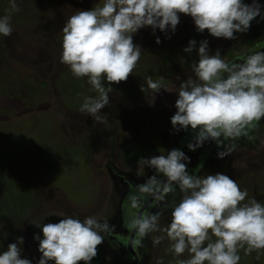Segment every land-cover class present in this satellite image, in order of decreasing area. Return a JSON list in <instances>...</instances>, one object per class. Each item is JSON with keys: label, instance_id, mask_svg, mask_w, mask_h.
<instances>
[{"label": "rangeland", "instance_id": "rangeland-1", "mask_svg": "<svg viewBox=\"0 0 264 264\" xmlns=\"http://www.w3.org/2000/svg\"><path fill=\"white\" fill-rule=\"evenodd\" d=\"M17 2L20 11L10 12L9 0H0V17L10 15L13 28L9 37L0 34V205L4 201L12 207L8 210L11 216L24 219L3 215L0 206V252L22 236V258L37 264L41 256L39 242L31 239L34 234L41 238L43 234L34 223L59 222L63 217L49 215L53 212L81 220L85 216L103 218L105 209L115 205L110 202L112 193L117 195L118 187L125 188L132 181L130 178L137 180L138 170L149 169L144 167L143 159L165 152L166 145L173 149L179 140L181 130L177 132L170 126L173 113L168 109L175 104L178 93L174 91L179 85L190 76L195 78L191 62L198 59L199 42L207 39L210 54L219 49L224 59L234 40L215 38L208 30L197 32L193 19L185 14H179L180 23L175 33L169 32L170 38L159 29L154 35L150 26L140 29L133 34V42L143 49L141 57L127 81L112 84L110 104L98 113L103 118L99 122L79 110L84 97L95 96L96 92L87 77L75 78L70 68L60 62V52L65 19L76 11L102 4L103 0ZM257 2L263 14L264 0ZM243 34L237 33V38L245 37ZM157 36L161 39L159 44ZM190 39L197 41V49L186 53L183 49ZM149 78L162 80L170 90L161 89L155 94L152 105L159 104V108L149 103L153 95L146 84ZM175 133L178 134L173 139ZM152 144L163 150L145 151L141 162L124 164L126 150H148ZM231 149L224 157L231 162L242 153L256 156L259 152L253 153L243 142ZM250 161L244 162L243 168L232 169L228 162L214 157L199 175L224 173L241 190H247L249 198L255 197L264 204V152ZM220 165L222 169L216 168ZM52 197L53 203L47 201ZM30 201L32 210L27 211ZM18 202L22 207H18ZM170 220L171 209L162 213L159 231L149 233L142 241L138 239L136 249L142 255V264H177L178 259L189 258L187 250L180 257L168 251L171 241L164 229ZM117 224L116 219L112 220V232L120 233ZM32 227L30 233L28 229L31 231ZM104 235L113 243V235ZM154 236L163 237L155 246L151 239ZM246 247L245 244L238 248V264H264V249L246 254ZM103 249L106 255L101 263L112 264L114 248L108 245Z\"/></svg>", "mask_w": 264, "mask_h": 264}, {"label": "clouds", "instance_id": "clouds-1", "mask_svg": "<svg viewBox=\"0 0 264 264\" xmlns=\"http://www.w3.org/2000/svg\"><path fill=\"white\" fill-rule=\"evenodd\" d=\"M9 3L10 12L20 11L17 0ZM179 14L190 15L197 32L208 30L215 38L230 40L247 32L256 17L264 19L257 0H103L95 7L76 11L61 29L60 62L75 78L87 77L96 92L84 97L79 110L103 122L98 113L110 104L112 84L127 81L141 57L143 49L133 42V34L150 26L154 35L159 29L170 38L169 32L175 33L180 23ZM10 21V15L0 17L4 37L13 33ZM156 43H161L159 36ZM194 49L197 41L190 39L183 51L192 53ZM197 54L198 59L191 62L195 78L188 77L174 91L178 96L171 124L177 132L192 130V141L187 144L190 151L212 140L223 149L218 158H224L232 150L225 142L247 135V130L264 118V51L251 48L242 63L230 62L221 58L219 49L210 54L209 42L204 39ZM146 84L153 93L150 104L161 89L170 91L162 80L149 78ZM140 87L144 91V84ZM189 160L179 148L144 158V167L154 173L137 184L136 194L128 197L131 208L136 209L143 207L147 197L160 205L171 194V200L163 204L171 209L170 223L164 229L171 241L168 251L176 257L186 250L189 253V258L178 259L177 264H238V248L246 244V254L264 249V204L249 198L247 190H241L224 173H189L184 162ZM143 175L145 171L136 172L137 177ZM49 215L63 218L55 223H34L43 234L42 238L34 234L41 253L37 264H90L98 255L97 246L104 242V234L114 228L107 218ZM161 216L162 211L142 212L125 226L142 241L160 230ZM151 239L155 246L163 237ZM23 243L22 236L9 243L7 250L0 252V264H33L31 259L22 258Z\"/></svg>", "mask_w": 264, "mask_h": 264}, {"label": "flooded vegetation", "instance_id": "flooded-vegetation-1", "mask_svg": "<svg viewBox=\"0 0 264 264\" xmlns=\"http://www.w3.org/2000/svg\"><path fill=\"white\" fill-rule=\"evenodd\" d=\"M264 14V13H263ZM257 18V22L254 28H251L245 32L243 34V36L245 35V37L243 38H237L233 41V45L230 46V49H228V54L225 55L224 59L226 61H230V62H241L242 63V58L244 55H246L248 53V50L251 48H255L256 50H261L264 51V26L263 21L264 19H261L260 16L256 17ZM252 26V24H251ZM253 27V26H252ZM152 105V104H151ZM175 105V104H174ZM173 105V108H169L168 110H171V112L174 114L176 111L175 106ZM152 107H158L159 108V104H154L152 105ZM151 107V108H152ZM157 109V108H156ZM166 113V110L165 112ZM171 113V114H172ZM171 123V120H170ZM172 124H170L171 126ZM170 130V128L168 127V131ZM171 132V130L169 131ZM173 134V132L171 133V135ZM178 133H175L174 138L176 137ZM170 135V134H169ZM168 135V136H169ZM192 130L189 128L187 131L185 130H181V133L179 134V140L174 144L173 148H179L181 149L189 158V161H184L187 165H188V171L189 173L192 174H198L200 173V171L203 169V167L210 162L212 159H214V157L216 158V160H220L221 162H225V163H229V167H232V169L236 168L237 166H240L241 168H243V165H245L244 162L250 163V158H259L260 157V153L264 152V118L261 119V121H259L258 126L254 127V128H249L247 130V135H242L241 137H239L238 139H236L235 141H226L225 143L228 145V147L232 148V145H241V143H245L247 148L253 150V153H257V151H259L257 153L256 156L250 155L252 157H250L248 154H244L241 155L240 157H236L234 159V161H228L226 160V158L224 159H220L217 156L218 151L223 150L222 147H218L216 145V143L212 140H208L205 141L204 144L197 148L195 151H190L187 147V144L192 141ZM241 141V143H240ZM167 146V145H166ZM164 147L166 148L165 153L169 150V147ZM159 150H163L162 147H159L158 150L155 151H159ZM262 150V151H261ZM152 151V152H155ZM162 152V151H161ZM226 157V156H225ZM139 162V161H137ZM137 162H133V163H127V161L124 158V164L125 165H135ZM141 162V161H140ZM231 164V165H230ZM216 165V164H215ZM225 164H223L224 166ZM216 168H223L221 165L219 167ZM154 173L153 169H147L145 170V175L136 178L137 180H134L135 178H130L132 179V181L124 188L121 187L116 190L118 192L117 195H115V193L113 192L111 195V201L114 205V207H111L109 210H107L108 208L105 209V216L103 215V218H107L109 220V224H112V220L116 219V221H118V229H120V233L118 232H112L111 234L110 232L107 233L108 237L110 235H113V243H111L110 241H108L107 236L105 235L104 238V247L106 248L108 245H112V247L114 248V253L112 255V264H142V255H140V253H138L136 247H137V243H138V239L139 236L138 234L135 235L134 238V243H133V249L129 248V238L131 236L132 230H129L125 225L127 222L130 221L131 217L138 215L139 212L141 211V213H147V212H156V211H162V213L166 210H169L170 208H164L163 204L167 201V200H171L172 196L171 194H169L168 197H166V201L165 202H161L160 205H158L155 201L152 200L151 197H147L146 201L143 205V207L141 208H136L133 209L130 206V202L128 200L129 195L131 194H136V185L139 183H143L149 176H151ZM111 176H113L111 174ZM121 183V182H120ZM54 199L52 197V200L47 199V201H51L52 203L54 202ZM179 199V189H177V201ZM99 213H103V212H99ZM123 230H125L123 232ZM137 254H135V252ZM104 254L106 255V252H104Z\"/></svg>", "mask_w": 264, "mask_h": 264}, {"label": "trees", "instance_id": "trees-1", "mask_svg": "<svg viewBox=\"0 0 264 264\" xmlns=\"http://www.w3.org/2000/svg\"><path fill=\"white\" fill-rule=\"evenodd\" d=\"M256 22H257V18H255L253 21H251V24H252V26H251V28H254L255 27V25H256ZM158 146L157 145H154V144H152L149 148H148V150H143V149H139V150H136V151H130V150H126L125 151V153H124V158H125V160L127 161V163H133V162H137V161H141L142 159H143V156H145L144 154H145V151H155V150H158ZM2 208H3V210H4V213H3V215L4 214H6V216L7 217H12V218H15L14 220H20L21 219V221H22V219H24V217H22V218H20V219H18L17 217H15V216H11V214L8 212V210H10V209H12V207L11 208H9L8 206H7V204L3 201V203L0 205ZM1 207H0V209H1ZM18 207H22V205L20 204V202H18ZM27 207H30V209H27V211H31L32 210V204H31V201H30V203L28 204V206ZM9 215H8V214ZM5 226V225H4ZM12 226V225H11ZM11 226H10V228H11ZM10 230V229H9ZM28 231L30 232V233H32V231H33V227H32V230L30 231L29 229H28ZM10 235V234H9ZM11 235H13V234H11ZM13 237V236H12ZM12 237H7L8 239L9 238H12ZM17 238V237H16ZM16 238H15V241H16ZM34 239V237H32V239L31 240H33ZM7 240V239H6ZM5 240V241H6ZM1 247V246H0ZM103 247L104 246H102L101 244L100 245H98L97 246V248H98V255L96 256V257H94L93 258V260L90 262V264H102L101 263V260H102V258H103V256H104V249H103ZM79 264H85V262L84 261H81Z\"/></svg>", "mask_w": 264, "mask_h": 264}, {"label": "water", "instance_id": "water-1", "mask_svg": "<svg viewBox=\"0 0 264 264\" xmlns=\"http://www.w3.org/2000/svg\"><path fill=\"white\" fill-rule=\"evenodd\" d=\"M141 213V211L139 212V214ZM137 233H135L134 231H132V233H131V236H130V238H129V248L131 249L132 247H133V243H134V238H135V235H136ZM133 249V248H132ZM135 252V251H134ZM135 254H137L136 252H135Z\"/></svg>", "mask_w": 264, "mask_h": 264}]
</instances>
